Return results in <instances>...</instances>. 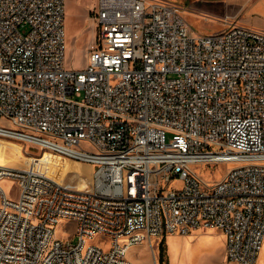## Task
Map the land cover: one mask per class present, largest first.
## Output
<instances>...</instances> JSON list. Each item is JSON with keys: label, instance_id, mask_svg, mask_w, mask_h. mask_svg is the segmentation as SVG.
<instances>
[{"label": "built area", "instance_id": "1", "mask_svg": "<svg viewBox=\"0 0 264 264\" xmlns=\"http://www.w3.org/2000/svg\"><path fill=\"white\" fill-rule=\"evenodd\" d=\"M183 8L97 0L87 65L68 69L65 0H0V118L14 126L0 135L94 164L87 188L52 177L45 152L0 165L19 187L0 185V264H136L131 246L196 228L223 232L228 261L257 263L264 28L225 16L194 35ZM219 163L232 166L214 183L194 168Z\"/></svg>", "mask_w": 264, "mask_h": 264}, {"label": "rangeland", "instance_id": "2", "mask_svg": "<svg viewBox=\"0 0 264 264\" xmlns=\"http://www.w3.org/2000/svg\"><path fill=\"white\" fill-rule=\"evenodd\" d=\"M170 1L179 2L185 7L182 13L194 35L223 31L225 23L220 18L232 17L231 13L235 14L234 18L241 23L249 25V22H252L264 27V0L259 1L250 12L247 8L252 4V0ZM96 7L97 0H65V66L68 69H82L87 65L89 50L97 34V24L91 14ZM205 13L211 17L206 18ZM0 125L14 127L3 118H0ZM43 152L48 158L45 169L52 177L79 186L84 183H87L88 187L92 186L94 164L72 159L50 150H43L28 141L0 135V165L24 168L30 156L42 155ZM85 166H91V169L87 170ZM231 166L229 163L211 164L210 166L197 164L194 168L209 182L214 183L221 179ZM0 185L9 197L13 199L18 197L19 187L15 180L4 178L0 181ZM176 185H179V182H175L174 186ZM77 240V237H74V241ZM152 240V246L149 242L131 246L127 258L136 264H187L186 261L177 263V260L172 259L174 250L185 252L187 251L184 249L185 246L186 249H190L191 242L207 240V247L199 253L195 264L229 263L225 253V235L219 229L196 228L187 234H166ZM161 243L164 248L162 253Z\"/></svg>", "mask_w": 264, "mask_h": 264}, {"label": "bare ground", "instance_id": "3", "mask_svg": "<svg viewBox=\"0 0 264 264\" xmlns=\"http://www.w3.org/2000/svg\"><path fill=\"white\" fill-rule=\"evenodd\" d=\"M3 136H8V135H3ZM9 137V136H8ZM20 140H24V141H28L31 142L33 144H37V142L35 140H33L32 138H27V137H14ZM80 188H83V186H80ZM175 234V233H173ZM201 240H196L195 242H191L190 243V249H186L185 246V252H179L177 249L174 250V253L172 254V259L173 260H177V263L179 262H184L186 261L187 264H195L199 258V253L205 249L207 247V240L205 241H201ZM257 263L256 264H264V242L262 244L260 253H259V259H257Z\"/></svg>", "mask_w": 264, "mask_h": 264}, {"label": "crops", "instance_id": "4", "mask_svg": "<svg viewBox=\"0 0 264 264\" xmlns=\"http://www.w3.org/2000/svg\"><path fill=\"white\" fill-rule=\"evenodd\" d=\"M259 1H261V0H252L251 2H252V4L247 8V10L250 12V10L259 2ZM246 12V11H245ZM231 15H233L232 17H235V14H233V13H231ZM249 25H251V26H254V27H258V28H264L263 26H260V25H256V24H253L252 22H249ZM73 164H75V165H77V166H79L78 164H76V163H74L73 162ZM85 167H87V170H89V169H91V166H85ZM81 186H83V188H87L88 186H87V183H84V184H82ZM210 229V228H209ZM214 229V228H213ZM144 243H146V242H144ZM144 243H141L142 245L144 244ZM225 243V242H224ZM136 245H138V244H136ZM225 245V244H224ZM227 264H234L233 262H230L229 261V263H227Z\"/></svg>", "mask_w": 264, "mask_h": 264}, {"label": "trees", "instance_id": "5", "mask_svg": "<svg viewBox=\"0 0 264 264\" xmlns=\"http://www.w3.org/2000/svg\"><path fill=\"white\" fill-rule=\"evenodd\" d=\"M163 249H164V248H163V245H162V243H161V253L163 252Z\"/></svg>", "mask_w": 264, "mask_h": 264}]
</instances>
